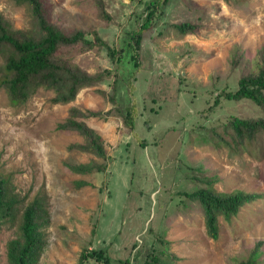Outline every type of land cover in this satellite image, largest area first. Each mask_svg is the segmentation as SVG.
Segmentation results:
<instances>
[{
	"label": "rangeland",
	"instance_id": "1",
	"mask_svg": "<svg viewBox=\"0 0 264 264\" xmlns=\"http://www.w3.org/2000/svg\"><path fill=\"white\" fill-rule=\"evenodd\" d=\"M94 1L45 3L60 30L80 28L89 39L96 33L112 47L113 58L100 44L70 55L89 73L110 68L108 76L65 103L38 88L12 104L0 86V173L21 199L13 224L0 223V264H10L6 244L18 237L21 207L37 193L47 219L34 264H79L81 253L95 248L139 263L152 254L153 264H236L249 255L264 264V135L239 141L224 124L232 114L264 117V106L247 98L213 102L219 89L234 88L240 74L253 70L264 44V0H162L142 32L130 92L133 61L117 48L147 0H102L108 18ZM0 13L13 28L30 26L24 3L0 0ZM183 20L196 28L179 35L173 23ZM3 61L0 52V73ZM130 100L128 129L120 116ZM71 106L108 109L105 117H82L104 139L105 159L74 146L82 142L76 130L56 127ZM102 161L103 169L88 172L68 166ZM77 179L87 182L78 186ZM198 187L256 196L229 218L218 215L211 237L200 203L184 194Z\"/></svg>",
	"mask_w": 264,
	"mask_h": 264
},
{
	"label": "trees",
	"instance_id": "2",
	"mask_svg": "<svg viewBox=\"0 0 264 264\" xmlns=\"http://www.w3.org/2000/svg\"><path fill=\"white\" fill-rule=\"evenodd\" d=\"M24 3L29 9L30 26L28 29L13 28L10 22L0 13V52L4 57L0 73V86L3 87L12 104L22 103L38 88L52 91L51 102L65 103L74 99L82 87L97 84L110 74V68L100 69L89 73L87 70L74 63L71 52L82 51L96 44L107 48L108 55L113 58L114 50L101 38L93 33L92 38H87L80 28L67 31L60 30L48 17L45 0H13ZM162 0H147L140 13L135 26L127 32L124 50L129 53L134 69L131 78L126 79L128 89L131 80L139 67V49L142 32L153 24V17L160 9ZM100 15L109 17L103 9L102 0H95ZM179 35L192 32L196 24L183 20L173 23ZM113 87V85H112ZM131 89H129V92ZM264 44L255 53L253 70L240 74L236 79L234 88H221L215 94L213 102L217 103L220 97L231 99H250L257 105L264 106ZM113 98L112 96L110 97ZM134 101L131 100L124 106V113L120 116V123L132 128ZM210 107V105H208ZM91 109H79L71 106L68 115L57 123V128L63 130H76L82 136V142L74 144L81 150L91 152L105 159V141L102 136L82 117H105L106 112ZM225 128H230L231 135L239 141L249 140L257 134L264 135V117H241L235 114L225 121ZM75 172H88L101 170L105 166L95 162L68 163ZM79 186L87 181L77 179ZM187 197L197 200L202 207L203 222L206 233L215 237L217 234V216L229 218L238 208L255 198L256 193L234 190L228 193L215 192L210 188L198 187L184 193ZM21 199L13 191V185L8 177L0 173V223L13 224L17 212L20 210ZM18 222V237L11 238L6 244V256L10 264H34L41 249L43 239L40 226L47 219V209L42 195L35 194L24 206L21 207ZM253 251V250H252ZM90 255L100 264H153L155 256L150 254L140 263L134 257L112 258L103 248H95L81 253L79 264H86V256ZM156 264V263H155ZM236 264H255L251 255L240 259Z\"/></svg>",
	"mask_w": 264,
	"mask_h": 264
},
{
	"label": "crops",
	"instance_id": "3",
	"mask_svg": "<svg viewBox=\"0 0 264 264\" xmlns=\"http://www.w3.org/2000/svg\"><path fill=\"white\" fill-rule=\"evenodd\" d=\"M129 256V255H128Z\"/></svg>",
	"mask_w": 264,
	"mask_h": 264
}]
</instances>
